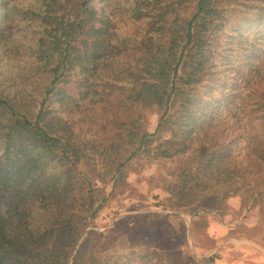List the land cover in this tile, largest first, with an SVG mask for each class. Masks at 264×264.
Instances as JSON below:
<instances>
[{
	"label": "trees",
	"instance_id": "1",
	"mask_svg": "<svg viewBox=\"0 0 264 264\" xmlns=\"http://www.w3.org/2000/svg\"><path fill=\"white\" fill-rule=\"evenodd\" d=\"M241 109L264 131V0H0V264H165L89 230L101 186L184 158L173 207L213 210L239 190Z\"/></svg>",
	"mask_w": 264,
	"mask_h": 264
},
{
	"label": "rangeland",
	"instance_id": "2",
	"mask_svg": "<svg viewBox=\"0 0 264 264\" xmlns=\"http://www.w3.org/2000/svg\"><path fill=\"white\" fill-rule=\"evenodd\" d=\"M240 107L244 106L236 110ZM242 110L235 119L226 118L228 123L238 121L236 130L243 135L234 150L236 160L229 166L237 172L239 190L217 198L213 210L202 211L201 202L177 209L167 188L186 160L154 161L153 155L141 154L133 159L126 182L116 191L101 186V196L108 200L89 230L103 235L114 230L121 242L129 232L131 249L136 252L149 242L139 240L143 235L164 250L165 264H201L212 257H216L212 264H264V160L256 155L264 152V131ZM159 118L156 107L143 110L138 117L143 131L151 134ZM146 226L150 229L142 230Z\"/></svg>",
	"mask_w": 264,
	"mask_h": 264
}]
</instances>
